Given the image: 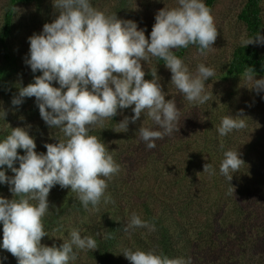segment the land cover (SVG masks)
Returning a JSON list of instances; mask_svg holds the SVG:
<instances>
[{
  "label": "rangeland",
  "instance_id": "374dc122",
  "mask_svg": "<svg viewBox=\"0 0 264 264\" xmlns=\"http://www.w3.org/2000/svg\"><path fill=\"white\" fill-rule=\"evenodd\" d=\"M10 1L0 0V28ZM243 3V0L219 2L212 13L218 32L213 45L215 50L206 56L195 51L186 55L184 63L190 71L194 72L200 63L215 69L216 76L205 82L206 91L212 93L211 99L202 105L183 100L178 105V130L170 137L157 140L156 148L151 150L136 135L143 124L155 128L150 119L141 115L139 120L129 124L127 131L118 126L125 117L134 115L132 108L120 110L115 118L106 120L102 128H94L90 134H99L120 166L119 173L107 180L105 195L111 199L108 202L102 199L97 207L89 206L86 210L77 193L72 195L74 192L70 188L55 186L48 197L49 213L43 218L48 236L42 238V245L59 248L72 229H79L82 237L92 236L101 246L108 234L107 228L111 227L110 221L114 220L112 250L115 258L111 257V260L117 261V264H130L123 255L125 249L152 250L160 254L162 232L149 233L144 228L124 232V226L133 213L148 221V209L152 221L160 220L169 225L167 235L172 259L187 261V254L192 264H225L229 256L228 264H264V92L258 94L240 77L227 84L217 78V70L230 59L234 48L241 44V38L247 39L245 26L238 21ZM92 4L106 15L136 22L139 28L146 30V38H150L156 14L166 7L178 6L176 0H92ZM14 9L17 11L13 17L14 30L9 44L16 61L15 75L11 91L4 93L0 89V110L6 112L5 119L0 118V137L10 134L11 129L30 126L29 135L35 140L37 153H41L47 150L44 145L58 143V138H63L62 133L41 118L35 97L23 98L20 105H13L12 100L19 97L21 88L34 83L35 76L42 75L40 72L33 73L26 63L30 58L29 37L40 34L43 26L54 22L59 13L53 0L17 4ZM254 45L264 54V46ZM4 63L0 49V67ZM142 63L144 71L150 68L157 70L159 83L168 93L166 99L177 100L176 97L182 95L171 85L172 73L169 69H156L150 62ZM52 86L60 87L56 82ZM224 97L228 99L231 111L217 115L219 109L216 106L222 104ZM226 115L245 118L247 127L224 137L219 136L216 128ZM111 126L113 128L109 129ZM181 147H185L186 151L179 154ZM227 150L239 152L240 158L246 154L248 158L232 173L231 183L219 171ZM206 163L213 165L214 175L203 173ZM14 167L18 168L19 164ZM141 172L147 173L149 179L146 182L139 180ZM7 175L14 177L15 173L10 170ZM126 182L128 184L121 185ZM0 197L14 198L9 185L0 187ZM143 200L149 207L142 206ZM191 204L192 207H189ZM2 240L1 224L0 243ZM100 246L97 244L94 252L100 250ZM90 252H80L74 264H100ZM0 254L6 259L5 262L3 259V264H18V259L2 247Z\"/></svg>",
  "mask_w": 264,
  "mask_h": 264
},
{
  "label": "clouds",
  "instance_id": "9594fccd",
  "mask_svg": "<svg viewBox=\"0 0 264 264\" xmlns=\"http://www.w3.org/2000/svg\"><path fill=\"white\" fill-rule=\"evenodd\" d=\"M53 4L58 17L45 24L40 34L29 37L30 58L26 63L33 73L42 75L21 88L12 104L35 97L41 118L59 129L63 138L44 145L46 154L37 153L30 126L11 129L0 139V184L9 185L14 196L11 200L0 197V247L15 256L18 264H74L80 252L97 249V241L92 236L82 237L79 229H72L59 248L41 244L48 236L43 218L50 210L48 197L53 187L70 188L86 210L97 207L102 199H111L105 195L107 180L119 172L120 166L102 140L90 134L94 128H102L119 110L132 108L134 115L125 117L118 126L127 131L141 115L150 119L155 128L143 124L136 133L149 150L156 148L157 140L178 130L180 110L175 99H166L168 93L159 83L157 70H151L152 80H145L142 62L163 60L172 73L171 85L193 104L202 105L211 99L205 82L216 76L215 69L203 63L190 71L175 54L190 45L197 46L203 56L215 50L218 32L204 0H176L177 7L160 10L150 38L136 22L106 15L93 6L92 0H53ZM252 44L264 46V36L257 32L254 37L241 38L242 47ZM242 78L258 94L264 92V79H255L251 67L245 68ZM53 82L60 87H53ZM5 116L6 112L0 110V118ZM246 127L245 118L226 115L216 131L224 137ZM18 149L25 154L19 155ZM17 161L18 168L14 167ZM242 163L239 152L227 150L220 174L231 183L232 173ZM4 166L15 173L14 177L6 175ZM203 173L214 175L213 165L206 163ZM137 228L156 231L155 223L133 213L124 232ZM123 255L130 264H192L190 258L172 259L152 250L125 249Z\"/></svg>",
  "mask_w": 264,
  "mask_h": 264
},
{
  "label": "trees",
  "instance_id": "16d2710c",
  "mask_svg": "<svg viewBox=\"0 0 264 264\" xmlns=\"http://www.w3.org/2000/svg\"><path fill=\"white\" fill-rule=\"evenodd\" d=\"M38 0H11L10 1V6L6 10L4 17H3V24L0 28V49L3 52V57L5 59V63L3 66L0 67V89L6 93L11 91V85L12 81L15 75L14 72V65H15V58L12 56L10 44H9V38L12 37L13 30H14V22H13V17L15 11H13L14 6L17 4H31L33 2H36ZM222 0H204L206 6L210 10V14L212 15L215 6L221 2ZM243 6L238 14V21L241 22L246 29V37H254L257 32L260 33L261 36H264V0H243ZM175 51V50H174ZM191 51H195L199 53L197 46L195 45H190L188 48H181L175 52V54L181 58L183 61L186 59V55L189 54ZM200 54V53H199ZM151 66L155 67L156 69H163L167 68L164 65L163 60H158L156 58H152L150 61ZM246 67H251L254 70L255 77H264V54L260 52V49L255 46L254 44L249 45L247 47H242L241 44L236 46L233 50V53L230 57V59L223 64L222 68L218 69L217 71V78L222 80L223 83L227 84L230 81H232L233 78L235 77H240L242 79V74L245 71ZM151 70L149 69L146 70L145 73V80H151L152 76L150 74ZM14 91V90H13ZM233 97V96H232ZM177 100L175 99V102L178 105L185 101L183 95L176 97ZM174 99V98H173ZM218 111L217 115L223 114L222 112L225 111H231L228 99L224 97V100L222 101V104L217 105ZM120 111V110H119ZM119 113V112H118ZM115 118V117H114ZM216 119L217 117H213ZM113 127H109V129H112ZM103 132V131H102ZM96 136V133H95ZM6 136L4 135L3 137H0V139L5 138ZM97 137L104 142V140L99 136L97 133ZM181 146H184L181 143ZM187 147V146H186ZM182 149L179 150V154L184 153L186 151V148L181 147ZM47 150L41 151V153L46 154ZM18 154L19 155H24V150L23 149H18ZM241 159L244 163L248 161L247 155L243 154L241 156ZM243 163V164H244ZM19 161L15 163V165H18ZM6 170V175L9 173L10 169H7V166H4V169ZM119 173V172H118ZM116 175V174H115ZM139 180L141 182H146L148 178L147 173L141 172V174L138 175ZM128 182L123 183L121 185H126ZM5 184H1L0 187ZM145 185V184H144ZM55 187H53L52 190H54ZM71 193V192H69ZM72 195H75V193H72ZM186 196V195H185ZM104 201V200H103ZM143 207H149L147 201L143 200L141 202ZM189 207H192V204L189 205ZM133 208V207H132ZM134 209V208H133ZM206 212L208 213L207 209ZM110 214H114L111 213ZM150 211L147 209L146 210V216L149 217L148 221L155 223L156 225V233H163L161 237V242L163 243L162 247V252L160 254L166 255L169 258H172V249L169 248V241L168 238L169 236L167 235L169 230L167 227L169 225L164 224L162 221H152L150 217ZM1 226V224H0ZM110 229L107 227V236L105 240L103 241L102 245L100 246L99 241H97V244L100 246V250L97 251H91L90 255L93 258H97L100 261V264H117V261L111 260L112 258H115V254L112 250V247L114 246V243H112V234L114 230V220L110 221ZM92 228H95L94 225H92ZM264 232V231H263ZM109 235V236H108ZM218 235V234H216ZM4 255L0 254V258H3ZM186 259H189V255H185ZM213 260V259H212ZM6 259H4V262ZM229 261V256L227 257V260L225 264H228Z\"/></svg>",
  "mask_w": 264,
  "mask_h": 264
}]
</instances>
